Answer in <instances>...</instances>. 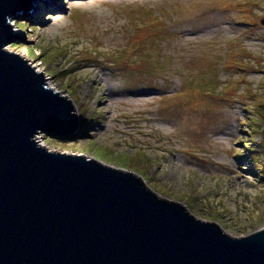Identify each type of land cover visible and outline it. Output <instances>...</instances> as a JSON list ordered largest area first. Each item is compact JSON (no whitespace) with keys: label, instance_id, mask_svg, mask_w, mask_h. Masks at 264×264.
<instances>
[{"label":"rangeland","instance_id":"rangeland-1","mask_svg":"<svg viewBox=\"0 0 264 264\" xmlns=\"http://www.w3.org/2000/svg\"><path fill=\"white\" fill-rule=\"evenodd\" d=\"M52 1L11 19L7 46L75 105L77 132L41 143L121 168L144 154L163 194L232 236L263 229L251 166H264V124L249 123L264 96V0Z\"/></svg>","mask_w":264,"mask_h":264},{"label":"water","instance_id":"water-1","mask_svg":"<svg viewBox=\"0 0 264 264\" xmlns=\"http://www.w3.org/2000/svg\"><path fill=\"white\" fill-rule=\"evenodd\" d=\"M34 0H0V264H264V228L232 236L136 168L49 150L75 105L23 55L11 19Z\"/></svg>","mask_w":264,"mask_h":264},{"label":"trees","instance_id":"trees-1","mask_svg":"<svg viewBox=\"0 0 264 264\" xmlns=\"http://www.w3.org/2000/svg\"><path fill=\"white\" fill-rule=\"evenodd\" d=\"M258 104L256 105L255 109L253 110V112H255L256 114V118H253L252 122L249 123V125L251 126V128H253L252 131H250L249 133H257L256 130L257 128L260 127V123L263 122L264 124V96L261 95L260 97H256L255 99ZM84 128L88 127L87 124L83 125ZM73 134H70V136H68L69 138L72 137ZM246 148L248 150V152H250L251 157L255 158L256 155L260 154L258 153L255 148H256V144L253 145H248V143L246 144ZM256 159V158H255ZM133 160V166L134 168H136L137 170H139L141 172V174L144 173L143 168H147L146 170H148V166L145 167L144 165L149 163L151 160L149 158H147L144 154H138L137 157ZM255 165L251 166V171L253 173H255L256 175H259V178L264 182V166L262 164V162H258V161H254Z\"/></svg>","mask_w":264,"mask_h":264},{"label":"bare ground","instance_id":"bare-ground-1","mask_svg":"<svg viewBox=\"0 0 264 264\" xmlns=\"http://www.w3.org/2000/svg\"><path fill=\"white\" fill-rule=\"evenodd\" d=\"M41 1H44L45 2V7L46 8H50V10H54V8L56 9V7L58 8L59 6H58V4H57V2H55V1H52V0H41ZM34 7V6H33ZM33 12H34V8L33 9H31V10H29V11H27L26 13L28 14V15H31L32 16V14H33ZM16 24V23H15ZM14 25V24H13ZM11 46V45H10ZM10 46H8V48H10ZM11 49V48H10ZM14 49V48H13ZM22 54H26V53H22ZM37 66V65H36ZM36 66H34L35 68H36ZM54 88V87H53Z\"/></svg>","mask_w":264,"mask_h":264},{"label":"built area","instance_id":"built-area-1","mask_svg":"<svg viewBox=\"0 0 264 264\" xmlns=\"http://www.w3.org/2000/svg\"><path fill=\"white\" fill-rule=\"evenodd\" d=\"M42 134H44V133H40L39 135L36 136L38 143H41L40 136H42ZM41 144H43V143H41Z\"/></svg>","mask_w":264,"mask_h":264}]
</instances>
